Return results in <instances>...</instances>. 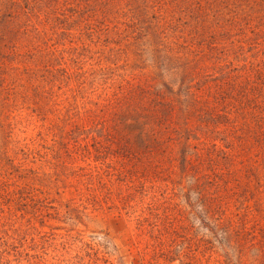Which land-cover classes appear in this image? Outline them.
<instances>
[{"label": "trees", "instance_id": "obj_1", "mask_svg": "<svg viewBox=\"0 0 264 264\" xmlns=\"http://www.w3.org/2000/svg\"><path fill=\"white\" fill-rule=\"evenodd\" d=\"M74 212L127 255L42 232ZM108 249L264 264V0H0V264Z\"/></svg>", "mask_w": 264, "mask_h": 264}, {"label": "rangeland", "instance_id": "obj_2", "mask_svg": "<svg viewBox=\"0 0 264 264\" xmlns=\"http://www.w3.org/2000/svg\"><path fill=\"white\" fill-rule=\"evenodd\" d=\"M54 207H59L57 203L53 204ZM49 213L54 214L55 211L51 210ZM131 226L124 217L118 216L113 212H94L89 217H83L77 212H74L69 218L54 217V220L47 223V227L42 230L43 233L66 235L65 238L70 237H83L85 240L99 236L112 240V244L121 249V253L127 255L128 244L131 239ZM110 249L107 250L109 255L104 258V264H117L116 257L110 256Z\"/></svg>", "mask_w": 264, "mask_h": 264}]
</instances>
